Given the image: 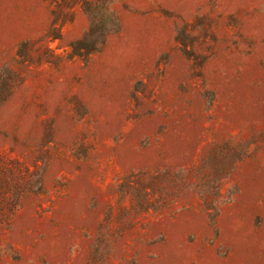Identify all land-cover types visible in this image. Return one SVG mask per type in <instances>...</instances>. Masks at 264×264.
Segmentation results:
<instances>
[{"label":"rangeland","instance_id":"rangeland-1","mask_svg":"<svg viewBox=\"0 0 264 264\" xmlns=\"http://www.w3.org/2000/svg\"><path fill=\"white\" fill-rule=\"evenodd\" d=\"M96 1L0 0V264H264V0Z\"/></svg>","mask_w":264,"mask_h":264},{"label":"trees","instance_id":"trees-1","mask_svg":"<svg viewBox=\"0 0 264 264\" xmlns=\"http://www.w3.org/2000/svg\"><path fill=\"white\" fill-rule=\"evenodd\" d=\"M85 10L90 18V27L84 36L85 39H91V45H83V47H74L72 54L83 56L93 53L99 49V47L104 43L107 36L118 30L119 20L117 17L109 10L108 3L105 0H98L96 2H89L85 5ZM60 38L59 35H54L52 37ZM82 50L85 53H82Z\"/></svg>","mask_w":264,"mask_h":264}]
</instances>
